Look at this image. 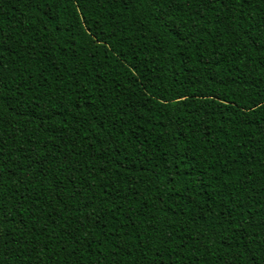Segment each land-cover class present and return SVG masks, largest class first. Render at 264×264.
<instances>
[{"label":"trees","instance_id":"1","mask_svg":"<svg viewBox=\"0 0 264 264\" xmlns=\"http://www.w3.org/2000/svg\"><path fill=\"white\" fill-rule=\"evenodd\" d=\"M0 264H264V0H0Z\"/></svg>","mask_w":264,"mask_h":264}]
</instances>
